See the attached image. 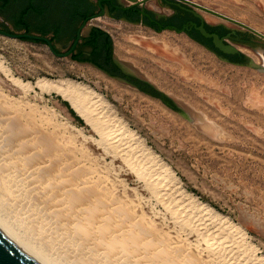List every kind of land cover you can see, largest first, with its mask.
<instances>
[{"label":"rangeland","instance_id":"rangeland-1","mask_svg":"<svg viewBox=\"0 0 264 264\" xmlns=\"http://www.w3.org/2000/svg\"><path fill=\"white\" fill-rule=\"evenodd\" d=\"M192 1L264 33V0ZM159 4V0L146 2L154 9ZM191 6L210 23L235 28L251 37L249 44L233 43L245 57L243 63L226 61L172 30L156 33L107 17L91 20L109 32L114 55L125 68L147 80L165 99L175 101L183 112L88 63L55 55L40 40L3 34L0 98L6 105L20 106L54 124L78 155L101 169L126 199L138 200L147 215L159 220L164 215L162 205L124 161L105 147L99 131L53 86L73 84L97 94L102 110L118 119L114 126L122 128L119 132H133L132 141L167 168L178 188L194 202L226 217L264 256V40L240 24ZM134 37H144V42ZM145 40L149 46H145ZM249 60L255 64H249ZM63 100L82 122L75 119ZM207 120L217 124H212L214 129L204 125ZM1 191L0 210L53 264H107L55 236L37 218L23 214L21 206Z\"/></svg>","mask_w":264,"mask_h":264},{"label":"bare ground","instance_id":"bare-ground-1","mask_svg":"<svg viewBox=\"0 0 264 264\" xmlns=\"http://www.w3.org/2000/svg\"><path fill=\"white\" fill-rule=\"evenodd\" d=\"M134 39L144 42V37ZM65 85L53 87L99 131L105 147L142 180L164 215L156 220L138 200L126 199L101 169L78 155L54 124L0 98V188L23 214L107 264H264V256L247 243L243 231L178 188L167 168L132 141L133 132L115 128L118 119L102 110L97 94ZM210 122L204 125L214 129L217 124ZM2 211L0 221L53 264Z\"/></svg>","mask_w":264,"mask_h":264},{"label":"flooded vegetation","instance_id":"flooded-vegetation-1","mask_svg":"<svg viewBox=\"0 0 264 264\" xmlns=\"http://www.w3.org/2000/svg\"><path fill=\"white\" fill-rule=\"evenodd\" d=\"M138 1L0 0V25L4 26L0 28L12 32L22 30L44 35L57 52H67L71 49L68 57L72 60L92 63L108 77H118L156 97H158V90L147 80L127 70L124 63L115 57L109 32L99 24L93 23L92 19L107 17L131 25H140L156 33L165 30L166 25L185 27L184 32L176 33L194 40L222 56L226 61L232 63L245 61V57L238 49L232 52L218 50L214 47L212 38L202 35L193 23L196 25L203 23L208 32L216 33L225 42L231 44H249L251 37L248 34L217 22L212 24L194 7L180 0H159L160 4L155 9L146 5L148 0ZM99 13L101 15L96 16ZM75 40L77 41L73 46ZM42 42L46 44L45 41Z\"/></svg>","mask_w":264,"mask_h":264},{"label":"water","instance_id":"water-1","mask_svg":"<svg viewBox=\"0 0 264 264\" xmlns=\"http://www.w3.org/2000/svg\"><path fill=\"white\" fill-rule=\"evenodd\" d=\"M145 0H139L138 2H143ZM183 1L184 3H187L189 5H194L196 7H199L201 9L207 10L213 14H216L218 16H221L223 18H226L228 20H231L237 24H240L242 26H244L245 28H247L248 30H250L253 34H255L256 36H259L261 39L264 40V33H262L261 31L241 22L238 21L236 19L230 18L220 12H217L213 9L207 8L199 3H196L192 0H180ZM142 12L144 13V10H142ZM101 14H97L96 16H100ZM193 25L195 26V28L197 30L200 31V33L204 36H210L212 38V43L214 45V47H216L218 50H220L221 52H232V51H236L237 48L229 43V42H225L221 37H219L216 33H211L208 32L204 26L203 23H200L199 25H196L195 23H193ZM164 29L166 30H172L174 32H184L185 27L182 28H178L175 25H166L164 26ZM0 34L6 35V36H10V37H16V38H29V39H34V40H40V41H45L47 46L49 47V49L51 50L52 53H54L55 55H59V56H69L70 54V50H68L67 52H62L59 53L55 50L54 46L52 45V43L50 42V40L44 36V35H40L37 33H29V32H12V31H8L5 29L0 28ZM79 37V35L77 36V38ZM77 40H75V42L73 43V46L75 45ZM222 58V57H221ZM224 60H226L225 58H223ZM228 61V60H227ZM237 64L243 63V62H235ZM249 64H255L252 60L248 61ZM93 66H95L92 63H89ZM116 79H119L118 77H115ZM158 97L163 100V102H165L166 104H168L169 106L176 108V110H179V112H181L182 108L181 106H179L175 101H170L165 99L163 93L161 91L157 92ZM183 112V111H182ZM0 264H52L46 260H44L42 257H40L38 254H36L35 252H33L29 247H27L18 237H16L1 221H0Z\"/></svg>","mask_w":264,"mask_h":264},{"label":"trees","instance_id":"trees-1","mask_svg":"<svg viewBox=\"0 0 264 264\" xmlns=\"http://www.w3.org/2000/svg\"><path fill=\"white\" fill-rule=\"evenodd\" d=\"M63 102L67 105L70 113L75 117V119H77L79 122H82V118L73 110L69 103L66 100H63Z\"/></svg>","mask_w":264,"mask_h":264}]
</instances>
